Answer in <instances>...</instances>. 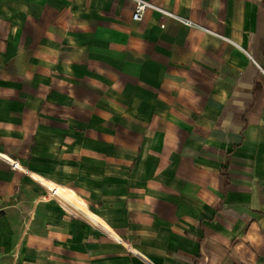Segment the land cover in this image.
<instances>
[{
	"label": "crops",
	"instance_id": "obj_1",
	"mask_svg": "<svg viewBox=\"0 0 264 264\" xmlns=\"http://www.w3.org/2000/svg\"><path fill=\"white\" fill-rule=\"evenodd\" d=\"M151 1L0 0V264H264V0Z\"/></svg>",
	"mask_w": 264,
	"mask_h": 264
},
{
	"label": "built area",
	"instance_id": "obj_2",
	"mask_svg": "<svg viewBox=\"0 0 264 264\" xmlns=\"http://www.w3.org/2000/svg\"><path fill=\"white\" fill-rule=\"evenodd\" d=\"M134 3L133 19L135 20H142L149 9L158 10L164 18L175 17L173 12L159 6L151 0H134ZM161 25L162 27H165V22H162ZM14 165L18 166L16 163H14Z\"/></svg>",
	"mask_w": 264,
	"mask_h": 264
}]
</instances>
